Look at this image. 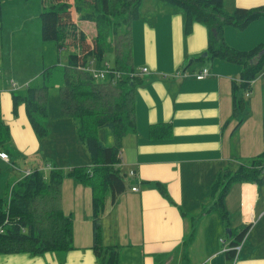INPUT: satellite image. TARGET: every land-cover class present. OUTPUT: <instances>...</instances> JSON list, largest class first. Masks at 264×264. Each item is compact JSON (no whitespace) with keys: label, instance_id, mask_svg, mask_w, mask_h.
I'll use <instances>...</instances> for the list:
<instances>
[{"label":"crops","instance_id":"obj_1","mask_svg":"<svg viewBox=\"0 0 264 264\" xmlns=\"http://www.w3.org/2000/svg\"><path fill=\"white\" fill-rule=\"evenodd\" d=\"M262 5L264 0H224V7L230 11L239 6ZM41 11L37 1L2 3L0 60L4 76H0V97L14 153L7 152L8 160L0 156V171H3L0 197L33 166L42 168L48 178L55 167L67 171L77 165H93L91 156L79 143L75 152L65 155L53 150L58 148L56 144H52L53 149L45 146L29 120L25 103H20L14 112L13 92L25 80L18 82L11 77L9 82L10 75L4 66L6 52L18 55L32 47L34 57L28 63L38 64V72L32 77L40 74L46 65L55 64L56 43L44 45L39 41L41 19L39 26L35 19ZM185 24V12L162 0H143L140 17L132 23L134 64L142 78L135 87L137 129L122 141L120 168L125 167L128 187L102 215L103 242L117 246L118 264H187L186 252L188 264H228L225 244L221 241L226 239L225 227L229 236L227 244L236 233L247 228L233 263L264 264V184L231 185L225 198L228 223L217 212H207L217 197L212 186L230 160L256 156L264 150V75L254 80L250 105L246 108L250 113L240 123V117H233V81L239 78L242 66L209 56L205 24L195 22L190 33ZM224 35L232 47L250 49L264 42V17L244 29L226 26ZM205 52L207 56H203ZM144 67L148 68L147 72L143 71ZM204 67L209 68V74L198 79L196 74ZM11 73L20 75L15 70ZM13 81L17 83L15 88ZM68 118L61 112L51 117L49 111L45 125L51 131L50 136L58 133L66 122L73 130ZM152 123L170 124L172 134L152 137L149 134ZM0 151L5 149L0 147ZM49 154L52 156L47 158ZM158 200H165L176 225L180 222L178 235H174L176 226L170 225L171 230L165 233L155 223ZM62 203L64 212L73 218V249L42 254L2 253L0 264H101L92 249V187L66 175ZM187 203L188 219L184 212ZM192 216L197 217L195 234L186 245L184 240L190 232Z\"/></svg>","mask_w":264,"mask_h":264},{"label":"trees","instance_id":"obj_2","mask_svg":"<svg viewBox=\"0 0 264 264\" xmlns=\"http://www.w3.org/2000/svg\"><path fill=\"white\" fill-rule=\"evenodd\" d=\"M0 0V22L2 3ZM179 7L186 14L185 29L192 31L195 22L208 28V52L242 66L238 79L233 81V117L244 122L250 113L246 108L250 100L245 92L253 89V82L264 71V43L241 50L229 45L225 39L226 26L244 29L252 21L264 17V5L236 7L227 10L224 0H162ZM40 14L42 38L53 41L62 50L70 48L67 64L63 67V84L59 87L60 112L73 117L78 139L83 142L93 160V165H77L69 170L53 168L48 178L42 168L33 166L31 173L8 186L0 197V254L65 252L74 248L73 218L64 212L62 184L66 175L92 187L94 253L101 264H118L120 252L115 245L103 242L102 215L109 205L127 190L126 175L120 168L123 138L136 131L135 87L142 78L136 71L133 54L132 23L140 17L142 0H41ZM76 15L75 21L72 14ZM93 22L92 31L82 22ZM92 32V33H91ZM112 46L114 64L105 61L106 50ZM90 61L100 68L110 67L106 78H94L86 70ZM56 70L55 65L45 67L40 86H29L23 93L13 92L14 112L25 103L29 120L39 136L47 135L45 119L49 114V87ZM264 93V88H263ZM264 97V96H263ZM107 127L114 144L106 145L98 136L100 128ZM164 129L163 132L158 130ZM149 134L155 138L169 137L168 123H152ZM11 130L4 120L0 97V147L11 152ZM264 184V150L249 158L228 163L225 171L215 180L212 191L217 193L214 204L207 212H217L228 223L225 198L234 183ZM184 240L186 245L195 234L194 221ZM233 231V230H232ZM248 229L236 233L226 251L228 260H234L235 246L244 239ZM186 260L188 252L185 253Z\"/></svg>","mask_w":264,"mask_h":264},{"label":"rangeland","instance_id":"obj_3","mask_svg":"<svg viewBox=\"0 0 264 264\" xmlns=\"http://www.w3.org/2000/svg\"><path fill=\"white\" fill-rule=\"evenodd\" d=\"M28 1H31V3H33V1H37V5L42 10L41 0H28ZM38 1H39V4H38ZM151 1L155 2L156 0H151ZM141 6H142V2L140 5V10H141ZM23 15H25V14H23ZM72 16L74 17L73 19L75 21H77L75 13L72 14ZM35 21H36L37 25L39 26L40 16H37ZM93 24L94 23L90 22V21L82 22V26L85 27L89 31L93 30V27H94ZM0 25H2V22H0ZM233 27H235V26H233ZM1 41H2V38L0 36V42ZM39 41L42 44L44 43V45L45 44L46 45H54V43H55L53 41L42 40V36H40ZM262 43H264V42H262ZM70 52H71L70 48H64L62 50L57 48L56 54H55V60L53 59L54 60L53 62H55V64H52V65L56 66V70L54 72V76L52 77V79L50 81V87H49V106H50L49 111L51 113V117H54L56 114H58L60 112L59 87L64 82V80H63V67L65 64H67V60H68V56H69ZM32 57H34V50L32 47L30 49L26 50L25 52L19 53L18 55H11L7 51L5 56H4L5 60H7V62H4V66L6 67L7 74L10 75L9 82L11 80V77H13L18 82H20L21 80H25V84H23L21 86V88L19 90H17V92H19V93H23L29 86L37 87V86L42 85V83H43V77H42L41 73L38 74L36 77H32L34 74H36V72H38V71H36V68H38V64L36 61L32 64L28 63V61ZM40 58H41V53L39 51V61H40ZM114 58H115L114 50H113L112 46H109L106 50L105 61H107L111 64H114ZM1 59H2V56H1ZM91 62L92 61L89 62L90 65H91ZM93 62H95V61H93ZM51 63H49V64H51ZM95 65H96V63H95ZM46 66H48V65H46ZM13 70H15V72L19 71L20 75L17 76L15 74H12L11 72ZM262 75H264V71H262L257 76L256 79L260 78V76H262ZM0 76H4L2 60H0ZM251 95H252V92L249 96H246V95L245 96L250 99ZM263 96H264V93H263ZM56 109H57V111L59 110V112L54 113V110L56 111ZM68 119L70 121H72V123L74 125L73 130L70 129V124L68 122H66L62 125V127H60L59 132L55 133L53 136L52 135L50 136L51 131H49L47 135L42 136L43 143L45 141V143H46L45 146L51 147L52 149H53L52 144H56V146H58V148L53 149V150L58 151L62 155L75 152L76 151V143H79L81 145V147H83L85 149L86 153L88 155H90L86 145L78 139L75 119L73 117H69ZM97 136L106 145L114 144V137L112 135V132L107 127L100 128L97 132ZM46 156H47V158H50L52 155L49 154ZM120 165H121V163H120ZM2 172L3 171H0V175L2 174ZM122 172L125 173V167L122 168ZM156 204L158 206V209H157L158 211H157V214L154 216L155 223L158 224L159 226H161L165 233H168L171 230L169 228L170 225H173L174 227L176 226L174 228L175 229L174 235L175 236L178 235V229H179L178 226L180 225V222H178V224L176 225V219L172 215L171 211L169 210V208L167 206V202L165 200H158L156 202ZM184 212L186 213V216L188 219V203L184 207ZM227 230H228V228L225 227L224 236L226 237V239L229 238ZM184 250H185V247H184ZM186 263L188 264V259L186 260ZM228 264H234V263L232 260H228Z\"/></svg>","mask_w":264,"mask_h":264},{"label":"built area","instance_id":"obj_4","mask_svg":"<svg viewBox=\"0 0 264 264\" xmlns=\"http://www.w3.org/2000/svg\"><path fill=\"white\" fill-rule=\"evenodd\" d=\"M86 70H88L89 72H91L94 78H98V79L101 78V79H103V78H106V77H107V75H108V73H109V71H110V67L107 66L106 68H100V67H99V64H96V65H95V62L92 61V62H91V65L88 64V65L86 66ZM143 71H144V72H147V71H148V68H147V67H144V68H143ZM132 74H133V75H138V72L135 71V72H133ZM208 74H209V68H208V67H204L199 73L196 74V77H197L198 79H203V78H205ZM16 86H17V83L13 81V88H15ZM251 92H252V90H248V91L245 92V95H246V96H249V95L251 94ZM0 156H1L3 159H6V160L9 159V154H8L7 152H5V151H0ZM30 172H31L30 170L27 171L28 174H29ZM131 174H134V173L131 172ZM137 189H138V187H133V190H137ZM3 230H4V228L1 227V228H0V231H3ZM221 241L225 244V246H224V251H227V250H229V249L231 248V247H230V244H227V243H226V242H227V239L222 238ZM234 248H235V250L238 252V251L240 250V248H241V245H240V244H239V245H236Z\"/></svg>","mask_w":264,"mask_h":264},{"label":"bare ground","instance_id":"obj_5","mask_svg":"<svg viewBox=\"0 0 264 264\" xmlns=\"http://www.w3.org/2000/svg\"><path fill=\"white\" fill-rule=\"evenodd\" d=\"M27 171H29V170H27ZM27 171H26V174H28ZM30 171H32V170L30 169ZM131 172L135 173L134 171H131ZM30 173H31V172H30Z\"/></svg>","mask_w":264,"mask_h":264},{"label":"water","instance_id":"obj_6","mask_svg":"<svg viewBox=\"0 0 264 264\" xmlns=\"http://www.w3.org/2000/svg\"><path fill=\"white\" fill-rule=\"evenodd\" d=\"M208 55V52H205L203 56H207Z\"/></svg>","mask_w":264,"mask_h":264}]
</instances>
